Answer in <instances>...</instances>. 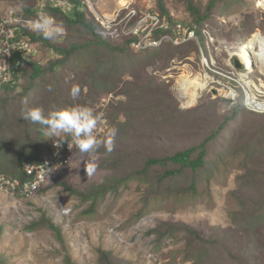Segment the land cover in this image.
Masks as SVG:
<instances>
[{
    "label": "rangeland",
    "instance_id": "obj_1",
    "mask_svg": "<svg viewBox=\"0 0 264 264\" xmlns=\"http://www.w3.org/2000/svg\"><path fill=\"white\" fill-rule=\"evenodd\" d=\"M85 1L93 16V7L103 14H111L121 6L119 0ZM128 1L131 3L130 7L143 10L148 0ZM24 2L26 0H0V16L14 7L23 9ZM27 2L35 7L37 0ZM163 3L173 19L200 28V25L194 22V16L184 0H163ZM208 3L209 0H195V5L203 16L209 12ZM208 16H212L206 22L210 25L211 34L226 41L246 40L255 33L264 34V4L257 7L256 0L221 1ZM63 26V34L51 37L52 44L57 48L43 46L35 60L37 63L46 67L52 61L60 60L65 55L63 47L83 38L76 30L68 29L64 23ZM218 26L221 27L219 31L216 30ZM103 33L108 38L112 37L107 32ZM257 37L263 40L261 35ZM200 42L209 55L210 45L205 35H200ZM131 50L139 55L146 53ZM188 57H193L194 61ZM198 60V43L190 42L183 46L165 45L152 61L139 65L134 73L126 72L120 76V70L117 69L114 76L121 78L119 87L109 91L101 89V99L92 107L98 112L105 111L106 116H109V109L128 101L127 90L143 87L153 74L159 82L169 86L179 102L181 111L205 105L210 100L224 98L221 95L206 93L196 98L191 107H185L181 102L176 87L178 88L181 79L188 78L189 67L183 65L187 63L197 68ZM87 69L88 67L81 63L72 79H83L88 75ZM252 77L256 80L259 78L257 71L253 72ZM155 90L152 94L155 100L159 101L160 93ZM67 101L69 104L90 106L89 87L85 86L84 97H67ZM151 101L152 99L147 100L141 96L138 105L150 110L153 106ZM231 104H223L219 108L225 112ZM252 114L253 112H249L247 120L253 117ZM120 131H123L125 136L120 143L127 146L129 158L125 167L114 166L112 157L115 155L112 153L90 156L78 150L72 155L69 164L50 178L31 199L13 197L0 191V229L4 228L0 237L1 263L67 264L66 257L71 256L75 264H102L100 250H105L111 251L114 259L121 264H193L194 256H189L186 233L182 229L178 230L182 223L200 232L204 238L215 234H218V237L225 236L224 240L233 249L252 254L255 264H264V225L262 231L252 237L235 228L231 220V213L239 207L234 194L243 193L240 176L247 169L244 164V152L232 153L230 149L216 163L210 179L204 178L201 181V192L195 199L151 195L148 190L149 181L138 176L130 177L94 199V190L112 182L116 176L127 177L140 169L139 163L142 159L167 155L200 139V136L186 132L158 133L139 122L131 128L122 126ZM103 136L106 137V134ZM57 139L47 138L46 133L42 144L45 152ZM2 166V172L9 173L5 160ZM63 183L72 185L81 195L72 194L65 189ZM163 221L173 226L176 224L174 227L178 229L161 237L155 230L161 227ZM49 222L56 226L57 230L49 225ZM164 229L168 231V226L164 225Z\"/></svg>",
    "mask_w": 264,
    "mask_h": 264
},
{
    "label": "trees",
    "instance_id": "obj_2",
    "mask_svg": "<svg viewBox=\"0 0 264 264\" xmlns=\"http://www.w3.org/2000/svg\"><path fill=\"white\" fill-rule=\"evenodd\" d=\"M27 1L24 2L23 9L27 16H32L34 7ZM69 1L71 8L67 12L60 8H52V6L48 7V11L56 20L67 25L68 29L76 30L83 38L63 47L64 57L52 61L46 67L36 61H31L23 68L22 83L5 85L0 92V172L3 170L2 165L5 160L9 166L8 174L25 179V163L42 161L45 153L42 144L46 130L42 125L23 118L26 109L43 106L47 112L53 108L72 105L68 103L67 97H72L74 88L79 89L80 97H84L85 86L89 87L90 106L92 107L101 99L99 96L101 89V91H109L119 87L121 78L114 76L117 69L120 70V76L126 72L134 73L139 65H146L152 61L158 55L159 50L161 51L164 47L156 48L157 52H150L151 49L135 50V52H146L143 55L134 53L131 50L133 49L132 43L138 40V37L112 36L96 16H93L85 0ZM184 1L194 16V22L196 21L201 28L212 18L213 15H208L218 3L229 0H209L207 5L209 12L204 16L195 5V0ZM156 4L163 17L169 21L174 20L163 0L159 2L156 0ZM103 32L111 34L112 37H106ZM34 39L41 41L43 46L57 48L52 44L51 37L46 39L41 33L35 34ZM177 49L179 48H173V50ZM81 63L88 67V75L76 81L72 79V76L79 70ZM162 83L158 81L155 74L150 75L149 81L143 87L127 90L129 97L127 102H122L119 106L109 109L110 127H116L118 130L113 139V151L110 152L115 155L112 157L114 166L116 168L119 165L125 167L129 160L127 146H122L120 143L125 137L123 131H120L122 126L127 125L131 128L139 122L158 133L186 132L200 136V139L194 144L169 152L167 155L142 159L139 163L141 164L140 169L127 177L116 176L112 182H107L109 185L103 184L99 186V189L94 190L95 194L92 197L96 199L120 185L121 182L129 180L130 177L138 176L149 181L148 190L151 191V195L159 197L172 195L180 199H195L201 192V181L204 178L210 179L216 163L230 149L232 153L242 151L245 153L244 164L247 169L240 176L243 193L234 194L239 207L237 211L231 213V220L234 227L243 234L256 236L262 231L264 225V114L253 112V117L247 120L249 112L252 111L246 109L241 101L231 104L226 98L210 100L205 105L181 111L179 102L169 86ZM49 86L51 91H49ZM153 90L159 91V101L155 100ZM141 96L147 100L152 99L153 106L150 110H145L138 105ZM223 104H231V107L223 112L219 108ZM103 137L101 140L106 143L108 138ZM105 152H107L106 148L102 144L93 154ZM63 185L72 194L81 195V192L72 185L67 183ZM49 225L57 230L51 222ZM164 225L168 226V231L164 229ZM174 226L163 221L161 227L155 232L163 237L166 233L178 229ZM181 229L187 236L189 256H194L193 264L216 262L219 264H255L252 254L233 249L224 240L225 236L218 237V234H215V236L204 238L200 232L182 223L178 230ZM3 231L4 228H1L0 237ZM66 263L75 264L71 256L66 257ZM100 263L121 264L114 259L111 251L105 250H100ZM0 264L3 263L0 262Z\"/></svg>",
    "mask_w": 264,
    "mask_h": 264
},
{
    "label": "built area",
    "instance_id": "obj_3",
    "mask_svg": "<svg viewBox=\"0 0 264 264\" xmlns=\"http://www.w3.org/2000/svg\"><path fill=\"white\" fill-rule=\"evenodd\" d=\"M130 4L128 1L111 14L98 12L95 7L92 11L112 36L138 37V40L132 43L136 51L159 48L164 44L182 46L190 42L198 43L197 68L187 63L183 65L191 67H187L188 78H186L191 80V85L184 86L185 79H182L178 82V88L176 87L177 94L185 107H191L199 96L212 93L215 94L214 96H223L232 104L241 101L249 111L264 114V45L257 37V33L246 40L226 41L211 34L208 23L199 32L197 27L186 22L175 19L169 21L157 9L156 0H148L143 10L130 7ZM263 4L264 0H256L257 7H262ZM49 6L62 10L67 7L70 10L71 3L69 0H37L32 16H27L25 10L18 7L11 8L0 16V92L5 85L22 83L23 68L39 56L43 45L41 41L34 39V35L41 32L32 29L30 25L37 19V13L41 9L50 14ZM9 19L14 22L9 23ZM220 28L218 26L216 30L219 31ZM200 35H205L207 38V43L210 45L209 55L202 47ZM188 59L194 61L193 57ZM255 71L259 74L257 80L252 77ZM194 92L195 98L192 96ZM101 113L104 115V123L98 124V137L105 135L110 127L105 111ZM68 139L71 141L70 136ZM77 148L72 144L69 145L68 141L62 142L59 146L54 142L51 151L42 162H28L25 165L29 181L21 184L18 179L1 175L0 190L21 197H32L50 176L68 164L70 155Z\"/></svg>",
    "mask_w": 264,
    "mask_h": 264
},
{
    "label": "clouds",
    "instance_id": "obj_4",
    "mask_svg": "<svg viewBox=\"0 0 264 264\" xmlns=\"http://www.w3.org/2000/svg\"><path fill=\"white\" fill-rule=\"evenodd\" d=\"M68 10L69 9L65 7V11L67 12ZM8 22L13 23L14 21L12 19H9ZM30 27L38 32H41L46 39L53 36H59L63 34L65 31L63 23L57 22L55 17L51 16L43 9H41L37 13V19L31 23ZM201 29L202 28H200V30ZM165 45H171V44H164L163 46ZM49 91H51L50 86H49ZM78 92L79 89L76 88L73 89L72 92L73 99L76 98ZM23 118L30 120L33 123H38L42 125L46 130L47 138H53V137L58 138L57 140L54 141L57 143V146H59L64 141H68L69 145L72 144L75 147H78L75 151L80 150V152L88 154L90 156L93 153H95L102 144H104L107 152L110 153L111 151H113L114 148L113 139L115 138L118 131L116 127H109L106 131V137L108 139L107 142L105 143V141L101 140L100 137H98L97 135L98 124L104 123L103 113L97 112L91 106L85 104H78V103H74L72 105L65 107L53 108L48 110L47 112L45 111L43 106H35L26 109L23 113ZM69 136L71 137V141H69L68 139ZM54 142L49 146L48 150L44 153L42 161L44 160V157L51 151V147L54 144ZM73 154L70 155L69 162ZM28 162H33V161H28ZM27 163H25V165ZM33 163H40V162H33ZM68 164L61 167L57 172H59L64 167H66ZM25 165H24L25 179L19 176H15L3 172H0V176L2 175L12 179H18L21 182V184H24L25 182L29 181V177L25 172ZM57 172H55L52 176H50V178H52ZM46 183L42 185L37 190V192L43 186H45ZM0 191L7 192L13 197L26 198V197H21L20 195L11 194L10 192L5 190H0ZM37 192L35 194H37ZM32 197L26 199H31Z\"/></svg>",
    "mask_w": 264,
    "mask_h": 264
},
{
    "label": "bare ground",
    "instance_id": "obj_5",
    "mask_svg": "<svg viewBox=\"0 0 264 264\" xmlns=\"http://www.w3.org/2000/svg\"><path fill=\"white\" fill-rule=\"evenodd\" d=\"M119 3L122 4V5L127 4L128 3V0H119ZM259 35H261V39H263V40H260V39L259 40L262 41V43L264 45V36L262 34H257V36H259ZM190 81L191 80L185 78V80L183 82V85L184 86H190L191 85V82ZM192 96H193V98H195L196 97V93L194 92V94Z\"/></svg>",
    "mask_w": 264,
    "mask_h": 264
},
{
    "label": "water",
    "instance_id": "obj_6",
    "mask_svg": "<svg viewBox=\"0 0 264 264\" xmlns=\"http://www.w3.org/2000/svg\"><path fill=\"white\" fill-rule=\"evenodd\" d=\"M238 66L240 65L239 62H237Z\"/></svg>",
    "mask_w": 264,
    "mask_h": 264
}]
</instances>
